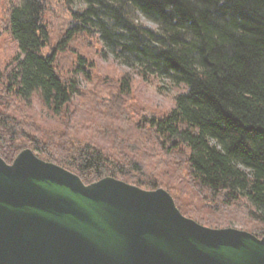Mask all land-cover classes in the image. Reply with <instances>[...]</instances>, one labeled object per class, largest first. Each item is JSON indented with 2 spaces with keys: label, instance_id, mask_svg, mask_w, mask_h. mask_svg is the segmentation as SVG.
Returning <instances> with one entry per match:
<instances>
[{
  "label": "trees",
  "instance_id": "obj_1",
  "mask_svg": "<svg viewBox=\"0 0 264 264\" xmlns=\"http://www.w3.org/2000/svg\"><path fill=\"white\" fill-rule=\"evenodd\" d=\"M7 2L0 32L16 40L19 50L0 72V100L6 106L17 107L16 100L29 102L38 93L55 113L66 110L81 91V76L101 78L92 74L96 64L77 43L88 47L87 53L112 56L145 80L160 76L183 91L168 114L133 120L120 100L131 91L130 70L120 79L117 106L102 89L94 90L90 97L120 117L119 124L108 121L96 134L110 140L108 148L95 137L60 128L49 130L43 143L39 130H29L37 129L34 120L15 119L0 109L2 158L12 163L30 147L87 184L113 176L156 189L158 181L132 157L155 154L154 166L160 167L156 153L181 149L191 177L206 193L205 205L249 219L255 227L250 231L264 235V0ZM103 82L108 88L110 82ZM132 126L143 140L158 142L159 150L154 143L153 151L146 149L127 133Z\"/></svg>",
  "mask_w": 264,
  "mask_h": 264
},
{
  "label": "water",
  "instance_id": "obj_2",
  "mask_svg": "<svg viewBox=\"0 0 264 264\" xmlns=\"http://www.w3.org/2000/svg\"><path fill=\"white\" fill-rule=\"evenodd\" d=\"M0 264H264V235L184 215L164 188L0 156Z\"/></svg>",
  "mask_w": 264,
  "mask_h": 264
},
{
  "label": "rangeland",
  "instance_id": "obj_3",
  "mask_svg": "<svg viewBox=\"0 0 264 264\" xmlns=\"http://www.w3.org/2000/svg\"><path fill=\"white\" fill-rule=\"evenodd\" d=\"M7 6V0H0V28H2L5 21ZM77 44L80 52L94 60L96 66L93 69L92 74L101 76V78H91V80H87L85 77L81 76V91L79 94L75 95L66 110L61 113H55L43 103L38 93H35L30 98L29 102L16 100L14 104L17 107L14 108L6 106L5 99H2L0 100V109L15 116V119L20 120L23 119V117H27L26 119L34 120L37 129L31 127L29 130L31 134H37L39 130L40 134L38 137L41 138L43 143H47V138L50 139L51 133L49 130L60 128L61 131L66 129L69 130L74 136H86L88 138L95 137V141L99 146L108 148L111 144L110 140L103 136L97 138L96 134L101 133L99 130L103 129L108 121H110V123L114 122V124H119L120 117L115 116L117 113L113 108L112 110L111 108L101 106L96 100H93L90 95L94 90L102 89L115 100L118 95L117 88L120 79L124 72L129 71L130 69L127 66L114 61L112 56L101 57L98 52L94 53V51L91 54L87 53L89 50L88 47L84 44ZM18 50V42L13 40L8 33L1 31L0 72L4 70L5 64L12 56H14V54L17 53ZM130 73H132L133 78L131 91L129 95L121 96L120 100H122L121 104H123L125 108L130 109L131 115L134 118L133 120H146L145 118L150 115L162 116L168 114L176 104V95L183 91L182 86L174 85L168 80L162 79L160 76L152 75L148 80H145L134 71H131ZM105 79L106 82H110L108 88H103V85H105L103 81ZM1 85L0 81V86ZM106 100L107 99H105V101ZM7 103L9 106L13 105L12 98L10 101L7 100ZM113 105H118L116 100L113 102ZM21 108L25 111L22 112ZM139 131V128L136 129L135 126H132V129H129L126 132H133V135L131 136L138 139L137 141H140L141 145L146 149H152V143H154L155 147L157 146L156 148H158L157 150H159L158 142H153L150 137H146L143 140V135H141ZM164 151L156 153L161 156V161L159 163L160 167L154 166L156 160L153 156L155 154L150 156V154L146 153V156L136 155V157L133 156L132 158L133 160L134 158L137 160L139 159L143 163L144 168L149 172L148 178H155V180L158 181L159 188L168 190L173 197H176H174V199L178 200L182 210L189 214H184L181 208L177 205L184 215L195 219L203 225L211 224L209 225L210 227L217 224L227 227L232 226L247 231L255 229V227L252 226L253 222L249 219L225 213L223 210H218V212L212 211L209 205H205L204 194L206 193H203L201 186L193 180L189 173L186 153L181 149L173 150L170 153H164ZM34 152L40 156L37 151ZM131 156L132 155H130V157ZM123 162H125V160Z\"/></svg>",
  "mask_w": 264,
  "mask_h": 264
}]
</instances>
